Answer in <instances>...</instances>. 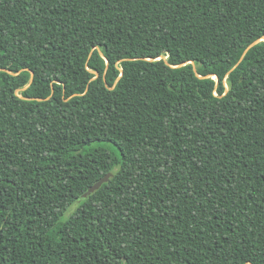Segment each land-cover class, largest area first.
Returning a JSON list of instances; mask_svg holds the SVG:
<instances>
[{"label":"trees","instance_id":"obj_1","mask_svg":"<svg viewBox=\"0 0 264 264\" xmlns=\"http://www.w3.org/2000/svg\"><path fill=\"white\" fill-rule=\"evenodd\" d=\"M0 264H264V0H0Z\"/></svg>","mask_w":264,"mask_h":264},{"label":"water","instance_id":"obj_2","mask_svg":"<svg viewBox=\"0 0 264 264\" xmlns=\"http://www.w3.org/2000/svg\"><path fill=\"white\" fill-rule=\"evenodd\" d=\"M256 42V41H255ZM255 42H253L251 45H253ZM250 45V46H251ZM113 174L111 172L106 173L103 177H101L99 180H97L93 185H91L88 189L84 191V193L79 197V200L86 198L88 195L92 194L95 190H97L103 183L107 182L109 178Z\"/></svg>","mask_w":264,"mask_h":264},{"label":"rangeland","instance_id":"obj_3","mask_svg":"<svg viewBox=\"0 0 264 264\" xmlns=\"http://www.w3.org/2000/svg\"><path fill=\"white\" fill-rule=\"evenodd\" d=\"M104 146H107V147H108V146H111V145H110V144H106V143H105V144H104Z\"/></svg>","mask_w":264,"mask_h":264}]
</instances>
